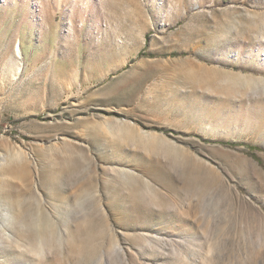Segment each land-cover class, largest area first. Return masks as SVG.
I'll return each instance as SVG.
<instances>
[{
    "label": "rangeland",
    "instance_id": "374dc122",
    "mask_svg": "<svg viewBox=\"0 0 264 264\" xmlns=\"http://www.w3.org/2000/svg\"><path fill=\"white\" fill-rule=\"evenodd\" d=\"M0 264H264V0H0Z\"/></svg>",
    "mask_w": 264,
    "mask_h": 264
},
{
    "label": "bare ground",
    "instance_id": "6f19581e",
    "mask_svg": "<svg viewBox=\"0 0 264 264\" xmlns=\"http://www.w3.org/2000/svg\"><path fill=\"white\" fill-rule=\"evenodd\" d=\"M185 257V261H187L188 259H190L187 255H183Z\"/></svg>",
    "mask_w": 264,
    "mask_h": 264
}]
</instances>
